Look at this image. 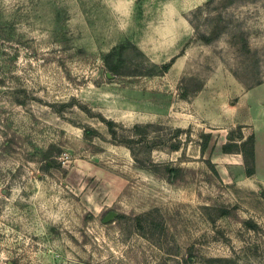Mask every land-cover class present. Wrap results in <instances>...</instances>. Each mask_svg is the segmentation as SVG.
<instances>
[{"label":"rangeland","instance_id":"374dc122","mask_svg":"<svg viewBox=\"0 0 264 264\" xmlns=\"http://www.w3.org/2000/svg\"><path fill=\"white\" fill-rule=\"evenodd\" d=\"M263 80L264 0H0V264H264Z\"/></svg>","mask_w":264,"mask_h":264},{"label":"crops","instance_id":"0c3cea01","mask_svg":"<svg viewBox=\"0 0 264 264\" xmlns=\"http://www.w3.org/2000/svg\"><path fill=\"white\" fill-rule=\"evenodd\" d=\"M234 124L240 126L242 139L253 136L254 173L251 175L260 185H264V80L254 86L244 89L236 102L233 103ZM227 129L224 128L226 137ZM240 142V141H239ZM223 142L222 144H224ZM224 153V152H223ZM236 157V163L244 171V161L241 153H224Z\"/></svg>","mask_w":264,"mask_h":264},{"label":"trees","instance_id":"16d2710c","mask_svg":"<svg viewBox=\"0 0 264 264\" xmlns=\"http://www.w3.org/2000/svg\"><path fill=\"white\" fill-rule=\"evenodd\" d=\"M204 39L206 41H208L209 38L205 37ZM167 66H168V64L165 65V68ZM106 124H107L108 128L110 129V131H112V133H114V131L112 130L113 122L112 121H106ZM135 127H136L135 129L137 130L138 126H135ZM85 133H86V135H90V134L92 135L96 132L92 129L91 130L88 129L85 131ZM199 135H200V137L203 138V141L201 144V149L204 150L207 143H208L210 134L200 133ZM241 139H242L241 133L238 134L237 138H234L232 136V134L230 133L228 141L222 145L221 150L224 153H232L234 151L241 153L243 156L244 164H245V172L249 176V175H252L254 173L253 136L248 135L244 140H241ZM237 141H240V142L238 143ZM172 147L174 149H177L178 145L174 144ZM164 170L167 173V177L171 182H174L176 179H178L181 175V172H182L180 167H173L170 165H164Z\"/></svg>","mask_w":264,"mask_h":264},{"label":"water","instance_id":"95a60500","mask_svg":"<svg viewBox=\"0 0 264 264\" xmlns=\"http://www.w3.org/2000/svg\"><path fill=\"white\" fill-rule=\"evenodd\" d=\"M117 213L114 211H109L102 219L103 223H107L111 220H113L116 217Z\"/></svg>","mask_w":264,"mask_h":264}]
</instances>
